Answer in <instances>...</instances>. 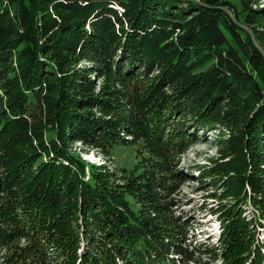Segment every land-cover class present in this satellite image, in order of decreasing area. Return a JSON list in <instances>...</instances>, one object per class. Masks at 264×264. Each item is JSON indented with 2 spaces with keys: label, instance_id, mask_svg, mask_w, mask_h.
I'll list each match as a JSON object with an SVG mask.
<instances>
[{
  "label": "trees",
  "instance_id": "1",
  "mask_svg": "<svg viewBox=\"0 0 264 264\" xmlns=\"http://www.w3.org/2000/svg\"><path fill=\"white\" fill-rule=\"evenodd\" d=\"M253 1L0 0V246L50 229L42 264L59 252L67 264L216 257L181 246L193 227L167 201L173 160L194 139L169 123L190 115L194 128H230L213 169L199 170L231 202L224 264H264V5ZM135 141L141 155L121 183L72 152Z\"/></svg>",
  "mask_w": 264,
  "mask_h": 264
},
{
  "label": "rangeland",
  "instance_id": "2",
  "mask_svg": "<svg viewBox=\"0 0 264 264\" xmlns=\"http://www.w3.org/2000/svg\"><path fill=\"white\" fill-rule=\"evenodd\" d=\"M263 5L264 0H254L251 4L252 8L262 7ZM256 30L264 32V27L260 26ZM152 76L154 75H149L150 78ZM145 82L146 79L143 80V83ZM218 110L222 113L226 112L225 107H220ZM181 116L172 115V120L169 119L171 120L169 124L171 127L176 124L177 127L182 122L184 133L189 136L193 135L194 139L192 141L185 140V143L181 145L178 154L173 160V170L178 176L171 180V182L175 183L176 188L174 193L169 195L167 201H171L172 203L170 210L176 223H185L190 228L193 227L185 235L186 238L183 239V243H180L183 248L189 251L192 250V246L194 245L199 247L207 245V247L214 246V248H217L214 251V254H217L216 257H212L207 253H201L195 255L194 260L187 264H224L220 251L221 247L219 246L222 235V223L220 220L223 213L221 211L226 206H229L231 202L222 197V186L217 182V179H213V177H201L202 171L199 170L202 169L200 168L201 166H205L207 170L213 169V161L215 162L220 157L219 152L224 145L220 140L230 132V128L228 127V129L215 121L211 125L194 128V123H191V120H189L190 115ZM121 138L123 141L132 140L131 137L126 136L123 132H121ZM113 145L115 149H111V153H109L111 146L105 149H96L92 147L87 148L81 143H73L72 152L79 155L81 160L87 164L94 165L95 167L104 166L114 175L113 179L121 183L123 176L135 170L141 155L138 151L142 150V144L135 141V143L128 145L121 143ZM242 207L241 209L244 211L246 217L257 218V214H254L248 205ZM260 221L263 223V228L259 230V238L264 240V219ZM8 228H10V225H8ZM49 230L47 233L45 231L41 232L34 241L20 240L13 242L10 247L0 246V264L5 260L11 259L13 262L18 263L42 264L40 260L44 258V252L47 251L51 237L54 234L53 232L51 236ZM31 245L36 250V253L30 250L32 255L28 252V246ZM48 255L50 256L49 253ZM50 257L51 260H54L51 264H67V261L64 259L65 253L59 252L58 255ZM176 259L177 257H175ZM51 260L46 258L47 262L44 264ZM177 260L180 262L176 264H183V258Z\"/></svg>",
  "mask_w": 264,
  "mask_h": 264
}]
</instances>
